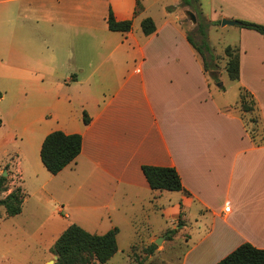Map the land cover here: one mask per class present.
Segmentation results:
<instances>
[{
	"label": "crops",
	"instance_id": "crops-1",
	"mask_svg": "<svg viewBox=\"0 0 264 264\" xmlns=\"http://www.w3.org/2000/svg\"><path fill=\"white\" fill-rule=\"evenodd\" d=\"M137 2L142 10L134 16ZM3 4L0 40L8 72L26 71L33 79L58 74L60 86L74 84L81 92L68 102L79 116L63 114L60 130L81 135L80 154L57 175L35 164L34 175L41 178L34 194L59 203L52 232L59 236L76 224L102 235L116 227L117 252L110 260L120 254L129 264L127 252L136 243L155 244L166 234V228L151 230L155 218L175 230L164 235L168 242L187 235L177 264H216L244 243L264 250V143L255 144L239 115L228 110L236 102L221 99L227 92L223 76L228 78L224 49L236 47L234 84L252 94L264 128V36L241 26L242 21L264 26V0H199L205 20L220 22L207 29L213 57L223 55L222 82L215 90L187 40L181 0H0ZM108 9L116 21L132 20L131 31H109ZM147 17L156 29L145 36L140 23ZM222 19L240 25L221 26ZM49 133L37 140L38 150ZM21 164L12 166L22 179ZM142 166L174 168L184 192L152 191ZM85 187L92 189L91 197L76 214L71 201ZM180 220L179 228L174 223ZM127 231L131 238L120 248Z\"/></svg>",
	"mask_w": 264,
	"mask_h": 264
},
{
	"label": "rangeland",
	"instance_id": "rangeland-1",
	"mask_svg": "<svg viewBox=\"0 0 264 264\" xmlns=\"http://www.w3.org/2000/svg\"><path fill=\"white\" fill-rule=\"evenodd\" d=\"M6 6V4L0 5V7ZM184 9L185 11L189 10L185 7ZM196 25L197 23L192 24L190 19L186 15L184 16V29L191 35L194 42L199 44L200 35ZM210 40L216 43L217 38L213 34ZM214 57L219 75H216L217 81H215L207 73L212 90H215L216 84L222 82L220 73L224 66L222 52L215 53ZM7 64L9 65L6 57V45L0 40V176L6 173L3 177L7 179L6 187L8 189L5 193L0 194V199L15 189H20L25 198L21 214L18 216L6 217L4 209L0 206V264H55L56 257L51 254L50 249L58 235L52 232L51 224L57 218L53 215L59 203H55L48 196L34 194L41 178L38 179L34 175L35 164L39 165L40 163L41 165L36 143L43 133L61 130L63 114L70 113L67 115L69 119H77L78 108H70L69 105L74 102L75 98L81 96V92L74 84H61L60 86L56 80L58 74L33 79L34 76L26 75L28 73L26 71H23L25 74L22 71L21 74L15 71L8 72ZM56 65L58 67L59 64L56 63ZM22 76L29 80L22 82L21 79H17ZM223 79L227 92L221 96V99L233 104L237 100L238 90L234 82H230L225 75ZM69 101H71L70 104H68ZM262 135V131L259 129L258 140L262 138ZM16 156L19 157V160ZM17 161L22 162L21 166L24 169L22 179L15 174L12 166ZM88 191L92 193L91 188L81 189L75 195L76 198L71 201V207H73L71 209L73 212L76 211V214L79 212L78 205L83 202L84 204L81 206H86V199H90ZM70 197L71 193L66 194L65 200ZM152 221L151 230L153 232L166 228L168 230L164 235L173 236L174 233L167 234L168 231L174 230L170 225L160 218L152 219ZM183 224L184 222L181 220L174 223L175 226H183ZM164 235L157 237L160 243L154 244L156 250L152 255L146 252V248L150 244L136 243L135 249L127 252L131 259L130 264H177L178 258L184 250L183 241L187 235L183 233L176 242L174 240L168 242ZM130 238L131 233L123 232L119 238L120 248L125 246ZM106 264H129V261L117 254Z\"/></svg>",
	"mask_w": 264,
	"mask_h": 264
},
{
	"label": "trees",
	"instance_id": "trees-1",
	"mask_svg": "<svg viewBox=\"0 0 264 264\" xmlns=\"http://www.w3.org/2000/svg\"><path fill=\"white\" fill-rule=\"evenodd\" d=\"M181 4L194 14L197 32L200 35L199 44L195 43L188 33L186 34L187 40L200 56L204 71L209 73L212 80L217 81L214 57L207 43V29L211 24L215 25L220 22L211 23L205 20L200 9L199 0H181ZM141 10L142 8L137 2L134 16L138 15ZM106 24L111 32L128 33L132 29V20L116 21L111 9H108ZM241 26L264 36L263 25L242 21ZM140 28L145 36L151 35L156 29L153 20L149 17L141 21ZM223 54L226 60L225 71L229 80L232 82L238 81V48L228 46L224 49ZM219 90L223 91L224 88L220 86ZM228 110L239 115L246 133L255 144L264 143V128L261 125L256 101L250 92L244 88H238L237 101ZM82 121L84 125L89 123L90 119L86 113H83ZM259 129L263 134L260 140L257 137ZM81 146V135L53 131L44 137L39 150V158L48 173L57 175L80 154ZM141 171L152 191L184 192L180 176L174 168L142 166ZM6 184L7 179L0 176V194L8 190ZM23 201L24 196L20 189H15L3 199H0V206L4 209L6 217H14L21 213ZM178 227L181 226L178 225ZM174 232L175 230L168 231L167 234ZM117 234L118 229L116 227L102 235H95L86 232L76 224H70L56 238L50 252L56 257L55 264H106L117 252ZM155 249L156 246L151 244L146 252L152 255ZM216 264H264V250L256 249L250 244L244 243Z\"/></svg>",
	"mask_w": 264,
	"mask_h": 264
},
{
	"label": "water",
	"instance_id": "water-1",
	"mask_svg": "<svg viewBox=\"0 0 264 264\" xmlns=\"http://www.w3.org/2000/svg\"><path fill=\"white\" fill-rule=\"evenodd\" d=\"M185 15L190 19V21L192 22V24H195L196 23V18H195L194 14L191 11H189V10L186 11L185 12ZM226 25H237V26H239L240 23L237 22V21H230V20L222 19L221 20V26H226ZM218 85L219 84H216V86H218ZM5 175H6V173H3V176H5ZM154 243L156 245H158L160 243V240L158 239Z\"/></svg>",
	"mask_w": 264,
	"mask_h": 264
},
{
	"label": "built area",
	"instance_id": "built-area-1",
	"mask_svg": "<svg viewBox=\"0 0 264 264\" xmlns=\"http://www.w3.org/2000/svg\"><path fill=\"white\" fill-rule=\"evenodd\" d=\"M224 211H229V207H228V206L225 207V208H224Z\"/></svg>",
	"mask_w": 264,
	"mask_h": 264
}]
</instances>
